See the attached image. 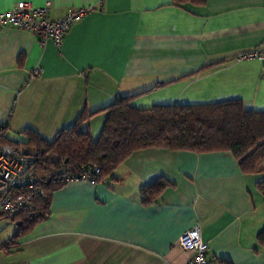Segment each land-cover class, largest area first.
<instances>
[{"label":"crops","instance_id":"crops-1","mask_svg":"<svg viewBox=\"0 0 264 264\" xmlns=\"http://www.w3.org/2000/svg\"><path fill=\"white\" fill-rule=\"evenodd\" d=\"M42 7L49 18L96 6L65 34L60 47L0 27V123L6 139L35 131L46 141L82 113L136 96L132 106L205 105L238 100L264 112V65L238 55L264 44V0H0ZM40 72L32 76L34 70ZM105 113L83 126L96 140ZM229 152L148 148L126 158L100 182L73 181L53 192L47 219L0 242V264H188L178 239L198 226L210 264H264L257 235L264 200ZM166 186L145 203L141 190ZM9 220V219H8Z\"/></svg>","mask_w":264,"mask_h":264},{"label":"trees","instance_id":"trees-1","mask_svg":"<svg viewBox=\"0 0 264 264\" xmlns=\"http://www.w3.org/2000/svg\"><path fill=\"white\" fill-rule=\"evenodd\" d=\"M181 4L201 0H174ZM136 96H118L107 107L82 113L74 124L46 141L35 131L22 132L17 142L22 152L34 160L33 172L42 195L34 201L30 211L9 219L15 222L16 240L49 216L50 199L66 184L63 176L81 178L97 168L96 181L109 177L132 153L162 148L193 153L229 152L244 174L264 175V112L247 111L238 100L205 105H155L149 109L132 106ZM105 113L101 133L93 140L84 124L93 116ZM6 143H15L7 140ZM166 182L158 180L141 190L144 202L155 200ZM264 200V179L256 183ZM12 241V240H10ZM3 243L11 248L15 244ZM257 244L264 247V229L257 235Z\"/></svg>","mask_w":264,"mask_h":264},{"label":"built area","instance_id":"built-area-1","mask_svg":"<svg viewBox=\"0 0 264 264\" xmlns=\"http://www.w3.org/2000/svg\"><path fill=\"white\" fill-rule=\"evenodd\" d=\"M50 2L42 7H34L31 3H18L9 11L0 13V27L8 26L40 36L43 41L51 40L60 47L65 34L84 16L90 14L96 6L70 9L57 20L49 18ZM240 59H254L264 65V44L241 53ZM39 69L32 76L38 75ZM5 125L0 123V218H11L21 212L30 211L34 201L42 195V189L36 185L33 172L34 160L31 155L22 152L17 142L4 141ZM98 169H91V174L81 178L63 176L62 182L96 181ZM179 246L192 254L188 264H210L206 259L208 245L201 238L199 227L196 225L187 230L178 239ZM2 242H0V247Z\"/></svg>","mask_w":264,"mask_h":264},{"label":"rangeland","instance_id":"rangeland-1","mask_svg":"<svg viewBox=\"0 0 264 264\" xmlns=\"http://www.w3.org/2000/svg\"><path fill=\"white\" fill-rule=\"evenodd\" d=\"M11 232V222L8 219L0 221V238Z\"/></svg>","mask_w":264,"mask_h":264}]
</instances>
